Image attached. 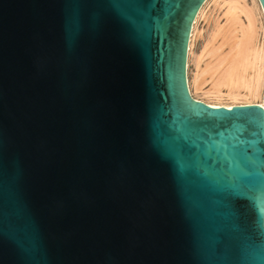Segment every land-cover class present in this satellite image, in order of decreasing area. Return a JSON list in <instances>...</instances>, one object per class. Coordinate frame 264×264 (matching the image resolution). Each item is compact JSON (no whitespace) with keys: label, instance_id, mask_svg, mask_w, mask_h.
I'll return each instance as SVG.
<instances>
[{"label":"water","instance_id":"water-1","mask_svg":"<svg viewBox=\"0 0 264 264\" xmlns=\"http://www.w3.org/2000/svg\"><path fill=\"white\" fill-rule=\"evenodd\" d=\"M204 2L0 0V264H264V106L191 96Z\"/></svg>","mask_w":264,"mask_h":264},{"label":"bare ground","instance_id":"bare-ground-1","mask_svg":"<svg viewBox=\"0 0 264 264\" xmlns=\"http://www.w3.org/2000/svg\"><path fill=\"white\" fill-rule=\"evenodd\" d=\"M211 2L225 23L215 22L197 55L195 45L202 37L198 22L206 18ZM191 64L195 67L192 75ZM187 81L193 99L209 106H264V11L259 0H205L190 33Z\"/></svg>","mask_w":264,"mask_h":264},{"label":"rangeland","instance_id":"rangeland-1","mask_svg":"<svg viewBox=\"0 0 264 264\" xmlns=\"http://www.w3.org/2000/svg\"><path fill=\"white\" fill-rule=\"evenodd\" d=\"M208 14L206 18H201L198 22V30L202 34L201 38L197 39L196 45H195V53L199 55L202 50L204 49V46L206 42L209 39V36L211 35L215 22L218 21L221 25H224L225 21L220 16V13L215 9V6L213 2L209 4V7L206 9ZM191 75L194 73V64H191ZM209 87V83L205 85V89ZM201 93V92H199Z\"/></svg>","mask_w":264,"mask_h":264}]
</instances>
